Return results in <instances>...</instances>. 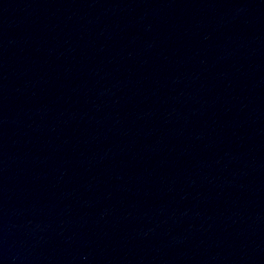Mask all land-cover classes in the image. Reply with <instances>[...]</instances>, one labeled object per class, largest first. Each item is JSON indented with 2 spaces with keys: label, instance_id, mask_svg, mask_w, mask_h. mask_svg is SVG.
I'll return each mask as SVG.
<instances>
[{
  "label": "water",
  "instance_id": "1",
  "mask_svg": "<svg viewBox=\"0 0 264 264\" xmlns=\"http://www.w3.org/2000/svg\"><path fill=\"white\" fill-rule=\"evenodd\" d=\"M0 264H264V0H0Z\"/></svg>",
  "mask_w": 264,
  "mask_h": 264
}]
</instances>
